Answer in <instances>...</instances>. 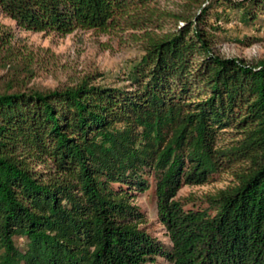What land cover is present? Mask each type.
Here are the masks:
<instances>
[{
  "label": "trees",
  "instance_id": "1",
  "mask_svg": "<svg viewBox=\"0 0 264 264\" xmlns=\"http://www.w3.org/2000/svg\"><path fill=\"white\" fill-rule=\"evenodd\" d=\"M153 1L0 0V14L32 32L146 31L162 15L181 22L144 32L124 84H0V264H144L156 255L264 264V58L220 57L219 27L208 21L232 12L253 24L264 0H178V14L156 13ZM11 37L0 23V53H10ZM228 128L240 138L214 148ZM237 158L245 162L237 183L209 195L206 208L166 201ZM149 175L168 246L131 201Z\"/></svg>",
  "mask_w": 264,
  "mask_h": 264
},
{
  "label": "rangeland",
  "instance_id": "2",
  "mask_svg": "<svg viewBox=\"0 0 264 264\" xmlns=\"http://www.w3.org/2000/svg\"><path fill=\"white\" fill-rule=\"evenodd\" d=\"M149 6L158 14H178L183 11L178 0H154ZM162 16L160 28L147 27L146 31L74 30L58 35L21 30L0 14V23L9 26L12 34L10 53H0V84L11 78L17 83L13 88L41 91L74 85L84 78L98 84H124L128 72L143 54L144 32L162 34L181 24L173 16ZM208 21L219 27L215 32L218 38L212 48L220 57H234L250 64L264 58V17L253 24L243 25L234 13L229 12L227 20L221 16L215 21L212 18ZM224 130L216 134V149L230 147L241 136L236 129ZM244 166L245 162L241 158L226 161L206 181L182 184L166 196V201L174 200L183 209L206 208L207 197L236 184V176L243 171ZM154 177H146V188L134 193L131 201L142 211L146 230L164 246H168L166 229L157 212ZM144 264L171 263L156 255L152 261Z\"/></svg>",
  "mask_w": 264,
  "mask_h": 264
}]
</instances>
